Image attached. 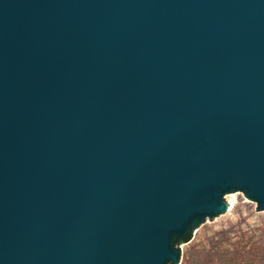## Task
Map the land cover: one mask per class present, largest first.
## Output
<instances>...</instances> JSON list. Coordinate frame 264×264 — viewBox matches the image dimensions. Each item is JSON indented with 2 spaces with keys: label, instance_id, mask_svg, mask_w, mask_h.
<instances>
[{
  "label": "water",
  "instance_id": "water-1",
  "mask_svg": "<svg viewBox=\"0 0 264 264\" xmlns=\"http://www.w3.org/2000/svg\"><path fill=\"white\" fill-rule=\"evenodd\" d=\"M236 191L264 211V0H0V264H179Z\"/></svg>",
  "mask_w": 264,
  "mask_h": 264
},
{
  "label": "rangeland",
  "instance_id": "rangeland-1",
  "mask_svg": "<svg viewBox=\"0 0 264 264\" xmlns=\"http://www.w3.org/2000/svg\"><path fill=\"white\" fill-rule=\"evenodd\" d=\"M225 200V213L190 229L179 264H264V211L239 191Z\"/></svg>",
  "mask_w": 264,
  "mask_h": 264
},
{
  "label": "trees",
  "instance_id": "trees-1",
  "mask_svg": "<svg viewBox=\"0 0 264 264\" xmlns=\"http://www.w3.org/2000/svg\"><path fill=\"white\" fill-rule=\"evenodd\" d=\"M187 240H188V239H186L185 241H187ZM177 242H180V243H181V242H183V241H181V240H177Z\"/></svg>",
  "mask_w": 264,
  "mask_h": 264
},
{
  "label": "bare ground",
  "instance_id": "bare-ground-1",
  "mask_svg": "<svg viewBox=\"0 0 264 264\" xmlns=\"http://www.w3.org/2000/svg\"><path fill=\"white\" fill-rule=\"evenodd\" d=\"M231 196V195H230Z\"/></svg>",
  "mask_w": 264,
  "mask_h": 264
}]
</instances>
